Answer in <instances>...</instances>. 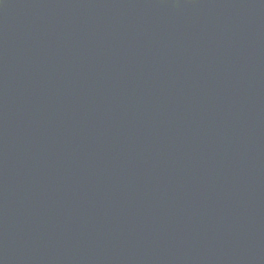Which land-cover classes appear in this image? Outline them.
<instances>
[{
    "label": "water",
    "instance_id": "water-1",
    "mask_svg": "<svg viewBox=\"0 0 264 264\" xmlns=\"http://www.w3.org/2000/svg\"><path fill=\"white\" fill-rule=\"evenodd\" d=\"M0 264H264V0H0Z\"/></svg>",
    "mask_w": 264,
    "mask_h": 264
}]
</instances>
